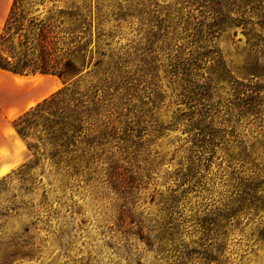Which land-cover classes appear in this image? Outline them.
I'll return each mask as SVG.
<instances>
[{"label": "rangeland", "instance_id": "1", "mask_svg": "<svg viewBox=\"0 0 264 264\" xmlns=\"http://www.w3.org/2000/svg\"><path fill=\"white\" fill-rule=\"evenodd\" d=\"M29 1L40 19L74 6L94 21L93 62L99 44L111 65L83 74L114 71L110 136L78 145L93 149L75 172L49 142L23 167L19 136L0 174V264H264V0ZM22 81L37 88L27 110L67 85Z\"/></svg>", "mask_w": 264, "mask_h": 264}, {"label": "trees", "instance_id": "2", "mask_svg": "<svg viewBox=\"0 0 264 264\" xmlns=\"http://www.w3.org/2000/svg\"><path fill=\"white\" fill-rule=\"evenodd\" d=\"M31 5L29 0L12 3L0 33V69L19 75H55L67 85L12 121L17 134L33 150V160L23 167L38 164L43 155L39 144L49 142L52 163L75 172L90 160L88 155L93 149L84 150L78 145H102L110 136L111 120L100 116L104 102L100 95L114 85V71L108 67L109 75L103 72L105 77L97 83H85L83 71L87 66L92 64L102 70L106 63L111 65L105 61L106 53L99 44L96 53L103 57L93 62L90 44L94 21L89 14L73 6L71 11L60 9L57 17L52 12L44 20L32 15ZM65 16L72 20L69 26L64 25ZM97 33L100 43L101 33ZM39 127L45 131V138L35 135ZM31 138H35V143L29 141ZM80 150L82 153L78 154Z\"/></svg>", "mask_w": 264, "mask_h": 264}, {"label": "crops", "instance_id": "3", "mask_svg": "<svg viewBox=\"0 0 264 264\" xmlns=\"http://www.w3.org/2000/svg\"><path fill=\"white\" fill-rule=\"evenodd\" d=\"M5 16V9L0 10V28ZM1 73L14 75L16 85L11 88L0 87V174L6 171L4 168L8 165H14L12 160L16 155L15 143L18 142L19 135L13 128L12 121L30 107L37 91L34 87L26 90L20 87L24 78L35 75H19L0 69Z\"/></svg>", "mask_w": 264, "mask_h": 264}]
</instances>
